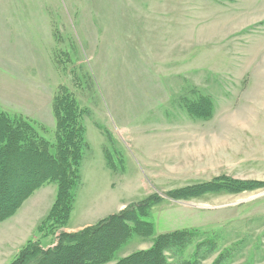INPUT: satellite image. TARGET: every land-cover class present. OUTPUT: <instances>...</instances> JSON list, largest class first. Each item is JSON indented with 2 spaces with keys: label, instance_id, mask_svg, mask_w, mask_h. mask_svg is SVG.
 Segmentation results:
<instances>
[{
  "label": "rangeland",
  "instance_id": "obj_1",
  "mask_svg": "<svg viewBox=\"0 0 264 264\" xmlns=\"http://www.w3.org/2000/svg\"><path fill=\"white\" fill-rule=\"evenodd\" d=\"M60 87L84 111L89 149L58 235L154 195L152 239L203 232L218 249L201 264L226 250L228 264H264V0H0V111L45 127L55 144ZM204 98L208 120L182 108ZM224 179L240 190L185 191ZM56 194L45 185L0 224V264L39 239ZM152 239L134 236L115 261ZM194 250L169 255L170 264Z\"/></svg>",
  "mask_w": 264,
  "mask_h": 264
},
{
  "label": "trees",
  "instance_id": "obj_2",
  "mask_svg": "<svg viewBox=\"0 0 264 264\" xmlns=\"http://www.w3.org/2000/svg\"><path fill=\"white\" fill-rule=\"evenodd\" d=\"M183 103L182 108L193 118L208 120L213 115V102L207 98L200 104ZM52 109L56 121L55 144L42 135L45 127H37L23 116L0 111V224L14 216L36 191L48 184L57 186L55 202L39 226V239L29 241L11 264H170L169 255L184 253L194 245L192 258L183 264H201L216 252L215 235L203 232L174 231L152 239L155 227L146 218L160 199L154 195L77 234L58 235L70 222L82 185V163L89 144L83 124L84 111L70 90L60 87ZM213 185L219 190H240L235 187L238 184L224 179L185 191L198 195ZM260 187L263 186L257 184L253 190ZM134 236L152 239V246L115 261L116 254ZM51 237L56 238L55 245L44 247L42 241ZM227 254L226 250L213 264H228Z\"/></svg>",
  "mask_w": 264,
  "mask_h": 264
}]
</instances>
